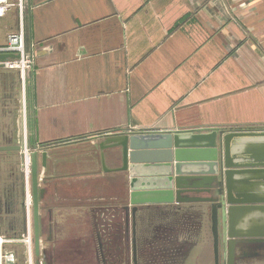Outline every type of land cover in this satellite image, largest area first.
<instances>
[{"label": "crops", "instance_id": "crops-1", "mask_svg": "<svg viewBox=\"0 0 264 264\" xmlns=\"http://www.w3.org/2000/svg\"><path fill=\"white\" fill-rule=\"evenodd\" d=\"M9 1L0 44L22 22L31 66L23 87L0 65V147L21 148L0 152V235L33 233L21 156L37 151L40 255L31 264H133L129 177L108 161L120 149L98 145L128 133L264 131V0H24L22 10ZM200 205L139 207L137 264L162 239L156 219ZM117 209L120 238L117 213H98ZM2 256L28 262L22 244ZM247 262L263 264L264 246L236 245L234 264Z\"/></svg>", "mask_w": 264, "mask_h": 264}, {"label": "water", "instance_id": "water-1", "mask_svg": "<svg viewBox=\"0 0 264 264\" xmlns=\"http://www.w3.org/2000/svg\"><path fill=\"white\" fill-rule=\"evenodd\" d=\"M14 55H0V65ZM120 149V166L113 172L129 177L131 248L137 264L135 215L141 206L210 204L213 264H220L218 210L226 207L225 264H234L237 240L264 242V131L218 130L128 133L105 139L100 151ZM19 146L0 152H20ZM37 151L31 152L30 181L34 255L39 257V189ZM47 154L41 155L42 167ZM104 155L102 164L104 167ZM223 194L220 203L219 195ZM128 212V208H124ZM258 214L257 217H253Z\"/></svg>", "mask_w": 264, "mask_h": 264}, {"label": "rangeland", "instance_id": "rangeland-1", "mask_svg": "<svg viewBox=\"0 0 264 264\" xmlns=\"http://www.w3.org/2000/svg\"><path fill=\"white\" fill-rule=\"evenodd\" d=\"M25 155V154H24ZM29 155L27 157L29 160ZM22 162L24 158L21 156ZM25 168V167H24ZM27 177L30 175L29 167L26 168ZM30 178V176H29ZM223 201V194L220 195V203ZM195 215L193 214H181L175 215V217L156 219L157 222L163 226L162 239L158 244L152 245V248L149 250V263L147 264H184L188 260V264H194L196 257L201 254L202 259L206 261V264H213V247H212V237L210 233V208L208 204H201L200 206H195ZM226 207L223 206L218 210L219 216V254H220V264H225V249H226V216H225ZM98 213H117L116 217L113 219L115 223L124 222L123 214L122 217L119 213H125L121 209L106 212ZM97 215V214H96ZM91 221L99 225V216H95L93 213L90 216ZM111 220V219H110ZM120 220V222H119ZM156 222V223H157ZM113 224V225H114ZM122 225V224H121ZM130 225V223H129ZM131 228V225L129 226ZM168 227V228H167ZM137 231V226L135 227ZM130 231V230H129ZM131 238V237H130ZM136 235V241L138 242ZM128 238L125 240V244L128 243ZM244 240H237L236 245L238 246ZM158 246V250L157 247ZM264 246V245H261ZM155 251L157 253H155ZM261 250H257L260 252ZM248 253H254L252 248H249ZM116 253V252H115ZM118 253V251H117ZM137 254H142L141 249L138 250ZM138 257V256H137ZM189 257V259H187ZM212 262V263H210ZM253 264L254 262H247ZM238 264V263H235ZM258 264V263H254ZM264 264V263H263Z\"/></svg>", "mask_w": 264, "mask_h": 264}, {"label": "built area", "instance_id": "built-area-1", "mask_svg": "<svg viewBox=\"0 0 264 264\" xmlns=\"http://www.w3.org/2000/svg\"><path fill=\"white\" fill-rule=\"evenodd\" d=\"M23 1L24 0H18L20 10H22ZM12 6L13 4H11L9 0H0V18H3ZM24 38V28L21 22L19 28L15 32L7 34L5 42L0 44V55L17 56L16 58L8 59L3 62L1 66L10 71H17L22 77L23 87H25L24 78L26 72L31 66V59L26 51ZM25 167H29L30 172V159H27ZM12 244H22L24 246L26 258L28 260V262L26 261V264H31V258L34 252L33 233L31 229L28 228L18 237L0 235V264H3L2 251L4 246Z\"/></svg>", "mask_w": 264, "mask_h": 264}, {"label": "bare ground", "instance_id": "bare-ground-1", "mask_svg": "<svg viewBox=\"0 0 264 264\" xmlns=\"http://www.w3.org/2000/svg\"><path fill=\"white\" fill-rule=\"evenodd\" d=\"M108 161L109 162H111V163H119V155L117 154V153H115V152H110V153H108ZM219 195H218V197H220V187H219ZM258 216V214H254L253 215V217H257ZM127 222H128V226H129V221L127 220ZM252 222L253 223H264V217L262 216L259 220L258 219H256V218H253V220H252ZM128 230H129V228H128Z\"/></svg>", "mask_w": 264, "mask_h": 264}, {"label": "flooded vegetation", "instance_id": "flooded-vegetation-1", "mask_svg": "<svg viewBox=\"0 0 264 264\" xmlns=\"http://www.w3.org/2000/svg\"><path fill=\"white\" fill-rule=\"evenodd\" d=\"M193 215H195L196 213H192ZM127 220L129 221V218H127L126 217V227L128 228L129 226H128V222H127ZM245 242H242V244H248V245H258V246H261V245H264V242H249V241H247V240H244ZM155 253H157L156 251H155Z\"/></svg>", "mask_w": 264, "mask_h": 264}, {"label": "trees", "instance_id": "trees-1", "mask_svg": "<svg viewBox=\"0 0 264 264\" xmlns=\"http://www.w3.org/2000/svg\"><path fill=\"white\" fill-rule=\"evenodd\" d=\"M119 222H120V220H119ZM121 224H122V225H121ZM114 225L120 230V232H119V238H120L121 232L123 231V228H124V227H123V223H122V222H121V223H115ZM114 245H115V244H114ZM118 245H119V244H118V242H117V249H116V250L118 251V254H120V251H121V250H120V248L118 247Z\"/></svg>", "mask_w": 264, "mask_h": 264}]
</instances>
